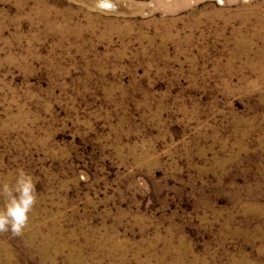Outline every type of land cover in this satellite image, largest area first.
I'll return each mask as SVG.
<instances>
[{
	"label": "rangeland",
	"instance_id": "374dc122",
	"mask_svg": "<svg viewBox=\"0 0 264 264\" xmlns=\"http://www.w3.org/2000/svg\"><path fill=\"white\" fill-rule=\"evenodd\" d=\"M26 185L0 264H264V0H0Z\"/></svg>",
	"mask_w": 264,
	"mask_h": 264
},
{
	"label": "clouds",
	"instance_id": "9594fccd",
	"mask_svg": "<svg viewBox=\"0 0 264 264\" xmlns=\"http://www.w3.org/2000/svg\"><path fill=\"white\" fill-rule=\"evenodd\" d=\"M31 203L30 185H26L17 193V197L10 202L4 212L0 214V230L10 227L13 231H19L26 221Z\"/></svg>",
	"mask_w": 264,
	"mask_h": 264
}]
</instances>
